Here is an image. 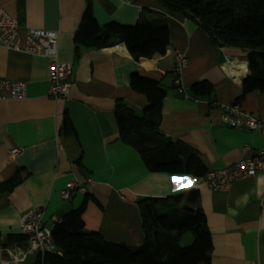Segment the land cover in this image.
I'll return each instance as SVG.
<instances>
[{
    "label": "crops",
    "instance_id": "crops-1",
    "mask_svg": "<svg viewBox=\"0 0 264 264\" xmlns=\"http://www.w3.org/2000/svg\"><path fill=\"white\" fill-rule=\"evenodd\" d=\"M91 2L101 27L138 24L144 17L166 16L170 45L163 56L135 60L124 44L101 50L81 47L75 34ZM0 8L19 21L21 37L32 29L59 33L58 60L72 66V86L63 100L48 95L52 59L0 48V78L27 84L24 99L0 100V186L17 178L12 192H0V264H34L40 252L28 241L6 245L11 236H25L23 211H43V224L58 221L84 203L82 224L112 243L144 242L140 198L164 199L188 189L199 192L213 250L210 264H264V174L243 177L227 192H213L205 179L151 173L139 154L123 144L115 115L118 100L138 115L148 104L135 93L130 77L138 73L161 81L167 91L160 130L172 142L195 151L210 170L233 165L264 146L258 132L234 129L222 122V106L239 104L264 122V93L242 97L249 74L246 51L220 47L198 24L163 8L157 0H0ZM189 63L181 84H174L175 51ZM201 81L212 85L209 96L192 94ZM73 133H66L65 119ZM20 154L9 161L8 152ZM91 180V183H89ZM85 185L86 193L61 198L67 183Z\"/></svg>",
    "mask_w": 264,
    "mask_h": 264
},
{
    "label": "trees",
    "instance_id": "trees-1",
    "mask_svg": "<svg viewBox=\"0 0 264 264\" xmlns=\"http://www.w3.org/2000/svg\"><path fill=\"white\" fill-rule=\"evenodd\" d=\"M133 2L141 0H131ZM167 11L195 21L217 46L239 47L246 51L250 74L242 84V97L264 93V0H157ZM82 22L76 30V53L81 47L101 50L124 44L135 60L166 54L170 35L165 15L142 17L138 24L110 23L101 27L94 18L91 2L86 4ZM130 87L146 96L148 104L138 115L118 100L115 115L123 144L141 156L151 173L203 178L207 169L199 155L181 142H172L160 130L167 98L161 81L134 73ZM212 85L201 81L191 87L196 96H209ZM65 119L66 133H73ZM20 180L0 186L12 192ZM199 192L188 189L164 199L140 198L144 242L138 246L112 243L82 224L84 203L63 217L52 229L56 252L40 253L34 264H210L213 245L206 215L197 200ZM26 236H11L6 245L27 241Z\"/></svg>",
    "mask_w": 264,
    "mask_h": 264
},
{
    "label": "built area",
    "instance_id": "built-area-1",
    "mask_svg": "<svg viewBox=\"0 0 264 264\" xmlns=\"http://www.w3.org/2000/svg\"><path fill=\"white\" fill-rule=\"evenodd\" d=\"M19 33V21L0 8V48L52 59L50 89L47 96L55 101L65 99L72 86L67 81L73 70H71V65L62 64L57 58L59 33L43 29H32L24 37H21ZM174 53L173 78L174 84L178 86L181 84L180 76H182L189 60L186 53L181 50ZM6 95L18 100L26 98L27 84L0 78V100L4 99ZM221 111L222 122L228 127L258 132L264 136V122L253 114L247 113L239 104L222 106ZM19 154V149H11L8 152L9 161H14ZM257 173L264 174V146L255 154L245 156L233 165L219 170L207 171L203 179L211 191L227 192L235 182ZM66 185V189L61 192V198L65 201L70 200V196L75 191L87 192L85 185L77 182L71 181ZM61 222L58 221L55 224L59 225ZM43 223V211L33 208L22 212L19 225L22 233L28 238L30 250L38 251L44 256L46 253L56 252V247L51 236L53 228H48ZM253 264L263 263L255 262Z\"/></svg>",
    "mask_w": 264,
    "mask_h": 264
}]
</instances>
